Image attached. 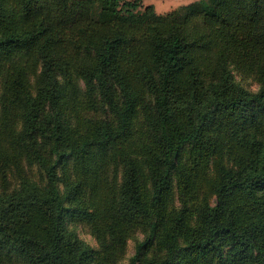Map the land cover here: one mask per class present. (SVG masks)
Listing matches in <instances>:
<instances>
[{"label":"trees","instance_id":"1","mask_svg":"<svg viewBox=\"0 0 264 264\" xmlns=\"http://www.w3.org/2000/svg\"><path fill=\"white\" fill-rule=\"evenodd\" d=\"M142 3L0 0V264H264V0Z\"/></svg>","mask_w":264,"mask_h":264},{"label":"rangeland","instance_id":"2","mask_svg":"<svg viewBox=\"0 0 264 264\" xmlns=\"http://www.w3.org/2000/svg\"><path fill=\"white\" fill-rule=\"evenodd\" d=\"M194 1L196 0H143L142 6L145 7L146 5H153L157 13L163 14L176 9L179 6L187 5ZM234 79L240 86L251 92H255L258 89V84L250 77H242L241 75L234 73ZM34 174L37 175V172H34ZM67 226L68 229H73L81 240L92 247L97 246L94 238L89 235L85 229L79 225H75L72 221H68ZM141 238L142 235L140 233H136L131 239L128 240L125 258L122 261L123 264L127 263L128 258L133 254L135 242Z\"/></svg>","mask_w":264,"mask_h":264}]
</instances>
